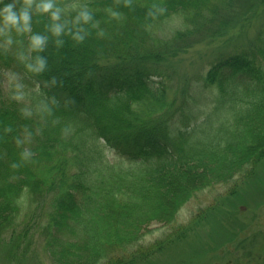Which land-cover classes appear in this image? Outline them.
Masks as SVG:
<instances>
[{"label":"trees","instance_id":"1","mask_svg":"<svg viewBox=\"0 0 264 264\" xmlns=\"http://www.w3.org/2000/svg\"><path fill=\"white\" fill-rule=\"evenodd\" d=\"M261 1L163 0L167 11L149 17L152 0H89L101 9L119 7L123 15L103 24L104 37L93 35L80 45L66 41L59 50L49 45L43 78L57 77L49 90L60 101L55 112L43 120L24 117L20 104L0 100V240L11 239L5 252L10 264H129L128 253L148 258L151 246L137 245L142 229L173 220L198 193L219 184H228L236 217L217 204L210 212L225 217L227 232L246 229L230 217L239 221L235 208L260 203L247 183L257 178L264 158V30L252 45H235L249 39L242 34L226 46L232 50L188 79L181 104L178 74L164 56L244 27ZM112 56L119 61L100 63ZM9 70L22 67L10 53H0V82ZM208 88L217 91L201 120ZM7 125L13 132L4 131ZM24 126L34 132L36 155L12 168L20 151L13 137ZM112 149L135 167L108 161L105 153ZM263 189L262 182L255 189L260 198ZM203 214L179 227L182 238ZM36 234L42 253L35 250Z\"/></svg>","mask_w":264,"mask_h":264},{"label":"rangeland","instance_id":"2","mask_svg":"<svg viewBox=\"0 0 264 264\" xmlns=\"http://www.w3.org/2000/svg\"><path fill=\"white\" fill-rule=\"evenodd\" d=\"M252 1H250L251 3ZM261 5L257 8L255 14H247L248 24L242 28L230 31L227 36L217 38L213 41H204V38H200L201 41L195 44L192 48L188 49L185 53H178L174 56L165 55L164 63L167 66H172L169 70L171 72H177L178 77L174 84L177 86V99L178 104L182 103L184 96H182L183 89L188 82L197 73L202 72L209 67V63L219 56L221 52L230 51L235 46H228L233 43L239 36L244 33H249L248 40H242L235 44L245 46L258 39L259 35L264 30V3L261 1ZM210 41V42H209ZM119 59L116 56H112L109 59L101 58L100 63L105 67L118 62ZM10 71V70H9ZM9 71L3 73V78L0 82V100L11 101L18 105V103L12 100L9 96V90L7 85V74ZM155 79V78H154ZM156 80V79H155ZM217 89L208 88L204 101V106L201 109V115L199 118L203 120L206 116L205 106L212 107L210 104L216 94ZM173 96V95H172ZM157 116V115H156ZM166 118V115H162ZM171 118L170 115L167 118ZM107 160L112 164H115L121 168H133L135 167L134 160L129 157L119 155L115 150L106 151ZM255 177L248 181L249 193L255 198V202H260L250 206H239V210L235 208L239 221L228 206L229 200L233 194L228 189V184H219L214 186L213 189L203 190L198 195L186 203L177 214L176 218L167 221H154L150 222L141 231V236L144 235L142 241L137 245L149 247L153 249L148 258H140L139 256L133 258L131 254L126 255V259L129 264H264V197L260 198V195L256 193L257 185L263 183L264 188V158L260 164L259 170ZM240 186L242 184L239 183ZM241 190V189H239ZM242 191V190H241ZM254 192V194H252ZM264 194V189H263ZM218 205L225 207L223 213H230L234 215L230 218L237 226L246 227L243 232L232 230L227 232L224 230L223 222L225 217L218 211L210 212L209 206ZM254 204V203H253ZM48 203H44L47 206ZM205 211V214L197 220V225H191L187 227V230L194 228L193 232H190L187 238H182V228L190 223L195 215ZM221 211V212H222ZM24 219V216H22ZM203 226V227H202ZM198 230L194 235V231ZM186 230V231H187ZM39 235L36 234L35 242L38 253H42V243ZM11 239L9 235L5 239L0 240V264H10V261L6 260L5 252ZM34 245V246H35ZM189 246V249H188ZM135 249V248H134ZM251 254V255H250ZM43 257V256H42ZM46 258V257H45Z\"/></svg>","mask_w":264,"mask_h":264},{"label":"clouds","instance_id":"3","mask_svg":"<svg viewBox=\"0 0 264 264\" xmlns=\"http://www.w3.org/2000/svg\"><path fill=\"white\" fill-rule=\"evenodd\" d=\"M147 6L149 17L167 11L163 0H152ZM101 11L104 17L97 15ZM122 15L119 7L108 4L101 9L89 0H0V53H10L22 67V71H9L7 85L10 98L21 105L24 117L46 119L60 104L49 91L58 83L57 77L43 78L49 70V45L59 50L66 41L80 45L90 36L104 37L107 29L103 24L119 21ZM42 17L46 20L42 29L37 30ZM4 131L11 133L13 128L7 125ZM33 136V130L24 126L13 137L20 151L18 159L11 163L12 168L34 159L36 153L30 146Z\"/></svg>","mask_w":264,"mask_h":264}]
</instances>
